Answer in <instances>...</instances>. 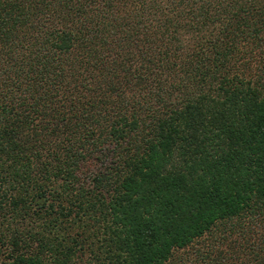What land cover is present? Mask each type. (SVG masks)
Instances as JSON below:
<instances>
[{"label": "trees", "instance_id": "obj_1", "mask_svg": "<svg viewBox=\"0 0 264 264\" xmlns=\"http://www.w3.org/2000/svg\"><path fill=\"white\" fill-rule=\"evenodd\" d=\"M254 225L264 0H0V264H229Z\"/></svg>", "mask_w": 264, "mask_h": 264}, {"label": "rangeland", "instance_id": "obj_2", "mask_svg": "<svg viewBox=\"0 0 264 264\" xmlns=\"http://www.w3.org/2000/svg\"><path fill=\"white\" fill-rule=\"evenodd\" d=\"M247 227L246 229H241L240 233H234L232 234L231 238H228L226 240L221 239V245H220V250L222 251V253L228 257V262L229 264H233V263H238L241 260L242 261H248L249 258H255L254 253L253 252H249V250L247 249V254H243V252L239 251L238 249V244H246L248 242V240L252 241L257 237V231L262 229V231H264V227H260V229H257L258 226L256 227L255 225L250 228ZM236 229V228H235ZM243 230V231H242ZM236 232V231H235ZM212 239V238H210ZM210 239L209 240H203L197 243V245L199 246H204L206 247L207 242L210 243ZM233 240H236L235 242H233ZM219 245V243H218ZM192 249H189L187 251H182L184 253V255H182L183 257H187L185 264H199L198 261L195 259L196 256L193 254V252H191ZM233 254V255H231ZM264 254V252H263ZM189 256V257H188ZM91 258V256H89ZM179 264V263H178Z\"/></svg>", "mask_w": 264, "mask_h": 264}]
</instances>
